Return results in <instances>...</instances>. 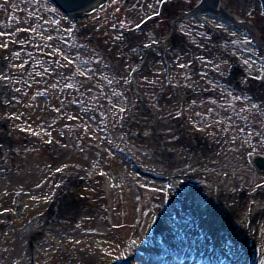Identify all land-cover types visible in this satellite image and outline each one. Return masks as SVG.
Here are the masks:
<instances>
[{
    "label": "rangeland",
    "instance_id": "rangeland-1",
    "mask_svg": "<svg viewBox=\"0 0 264 264\" xmlns=\"http://www.w3.org/2000/svg\"><path fill=\"white\" fill-rule=\"evenodd\" d=\"M115 1L120 8L112 18L123 15L117 24L125 31L112 24L100 42L95 26L82 25L86 19L70 17L51 0H0V115L10 119L11 132L0 153V264H140L142 249L149 258L150 251L163 252L168 263L180 264L178 258L195 249L208 258L210 227L219 242L211 245L217 247L212 264H264V171L252 161L264 154V97L245 110L250 101L240 96L210 102L189 95L195 79L190 67L173 75L180 50L168 62L146 61L132 81L129 70L144 53L129 44L142 49L152 40L134 27L162 0ZM225 2L241 14L240 0ZM199 16L192 19L202 28L204 18L218 25ZM238 29L230 28V45L218 43L264 79L258 69L264 52ZM177 113L192 133L221 122L212 127L210 151L188 150ZM242 185L247 192L225 216L226 192ZM64 191L65 202L50 213L55 203L49 199ZM58 210L62 217L54 216ZM157 216L172 235L152 234ZM253 236L256 246L241 250L239 240L247 245Z\"/></svg>",
    "mask_w": 264,
    "mask_h": 264
},
{
    "label": "flooded vegetation",
    "instance_id": "flooded-vegetation-1",
    "mask_svg": "<svg viewBox=\"0 0 264 264\" xmlns=\"http://www.w3.org/2000/svg\"><path fill=\"white\" fill-rule=\"evenodd\" d=\"M109 2L113 3L115 1L110 0ZM194 2V0H185L184 8L192 10ZM181 6V0H164L159 13L155 12L144 19L142 23V27L144 28L143 32L150 33L151 38L156 39L157 41L159 40V37L166 33L167 27H169V30L167 31L165 38L160 42L156 44L152 41L148 42L149 44L144 47L147 50L144 49L146 53L140 60L141 63H145L148 60H152V62L155 63L156 59H163L165 62H168V59H171L168 58L169 54L177 50H180L182 54L191 53L193 55V60H191L193 73L196 75L194 81L196 89L195 87L193 88L195 92H201L203 95L221 96L228 94L232 90L241 95L251 93L258 97H264V79L247 72L246 70L248 69L242 67V65H239L237 62H234V57L231 55L229 49L230 46L226 47L225 45L218 43V41H220L226 42L228 45L231 44L229 30L230 22L224 20L228 25V28L220 30L214 26V21L208 22L205 20V26L202 28L198 23L194 24L195 22L192 20L194 15L193 12H181ZM101 8L100 5L99 9H96V11L92 13L86 12L84 18H86L87 21H85L84 25L96 21V24H92V26H95L96 30L103 34V38H100V36L97 38L98 41L103 42L105 37L110 36V28L112 24L117 27V22L110 23L109 20L106 19L107 15L104 17ZM150 9L149 4H147V7H145L146 12L150 11ZM244 12L252 21L255 22L256 20H259V26L264 24V17L262 16L264 11L262 9L244 8ZM189 17H191V20L188 19ZM117 18L120 20V16H117ZM244 26L247 27V29L252 30V27L247 25ZM117 30L119 32L125 31L123 27L120 29L117 27ZM193 30L198 32L200 30L205 35L199 37V35L196 34L197 37H195L193 36ZM130 32L135 31L132 30ZM255 32L263 37L262 40H257V42L264 49V29ZM165 45H167V47H164ZM129 46L137 50L140 48L137 44L133 45L130 43ZM151 47L157 48V53L155 51L151 53L150 49H148ZM125 52H127L126 49ZM149 55L151 58H149ZM255 57L258 56L256 55ZM177 60H180L181 62L182 58L179 59L178 56H176L172 59L174 64L178 63ZM181 65L184 67L185 63H181ZM258 69L260 72L264 69V61L258 63ZM176 115L180 116V114ZM183 119L184 118L181 116L180 119L175 120V122L179 124L178 128H183L182 134L184 135V138H182V142L189 145L188 149L193 151H210L211 148L206 146L211 139L210 133L208 131L203 132L202 136L198 131L195 134L192 133L193 131L189 132L191 126L189 124H184ZM1 123L4 124V122ZM185 128L188 130V133ZM187 134H190L189 138H187ZM5 140L6 136L0 132V143ZM162 153H167V151L164 150L161 154Z\"/></svg>",
    "mask_w": 264,
    "mask_h": 264
},
{
    "label": "water",
    "instance_id": "water-1",
    "mask_svg": "<svg viewBox=\"0 0 264 264\" xmlns=\"http://www.w3.org/2000/svg\"><path fill=\"white\" fill-rule=\"evenodd\" d=\"M58 7H60L65 12H74L77 14V11L93 2L98 0H52ZM264 4V0H261ZM258 164L264 167V159L256 158Z\"/></svg>",
    "mask_w": 264,
    "mask_h": 264
},
{
    "label": "bare ground",
    "instance_id": "bare-ground-1",
    "mask_svg": "<svg viewBox=\"0 0 264 264\" xmlns=\"http://www.w3.org/2000/svg\"><path fill=\"white\" fill-rule=\"evenodd\" d=\"M139 254V253H138ZM141 258H143L142 260H144V262H145V264H148V262H146V260H148V261H150V260H152L151 262H149V264H153V259L151 258H148V259H144L145 257H143L142 255H139Z\"/></svg>",
    "mask_w": 264,
    "mask_h": 264
}]
</instances>
